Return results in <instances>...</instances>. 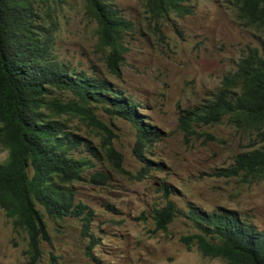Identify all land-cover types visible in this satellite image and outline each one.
<instances>
[{
    "label": "rangeland",
    "instance_id": "374dc122",
    "mask_svg": "<svg viewBox=\"0 0 264 264\" xmlns=\"http://www.w3.org/2000/svg\"><path fill=\"white\" fill-rule=\"evenodd\" d=\"M109 1L133 26L124 31L119 77L108 69L110 49L101 44L86 0H37V5L48 10L43 17L56 58L71 69L108 79L140 106L141 121L159 139L142 150L146 163L134 154L132 123L102 107L93 112L110 133L83 115L55 118L79 138L82 147L74 156L90 161L73 191L75 203L92 213L86 227L81 217L52 220L44 214L51 245L41 244L37 264H228L181 242L196 233L185 217H176L165 232L156 230L152 210L168 201L183 211L223 208L264 230V177L214 176L251 149V136L227 117L194 127L192 135L179 127L180 118L213 99L249 48L261 49L264 30L240 23L232 0H184L180 11L168 14H158L148 0ZM52 97L65 103L71 94L54 90ZM7 156L0 145V162ZM27 248L26 233L15 229L0 208V264H26Z\"/></svg>",
    "mask_w": 264,
    "mask_h": 264
},
{
    "label": "trees",
    "instance_id": "16d2710c",
    "mask_svg": "<svg viewBox=\"0 0 264 264\" xmlns=\"http://www.w3.org/2000/svg\"><path fill=\"white\" fill-rule=\"evenodd\" d=\"M183 1L148 0L158 14L180 11ZM232 1L240 23L264 30V0ZM86 2L98 22L101 44L110 49L108 69L119 77L124 31L133 26L109 0ZM44 13L48 10L38 6L37 0H0V145L8 150L6 160L0 162V208L13 227L27 235L26 264H37L43 242L51 245L44 214L52 220L81 217L86 227L92 213L86 205L75 203L73 191V183L90 161L74 156L82 144L68 132L65 122L55 118L79 114L107 130L93 112L102 107L132 123L136 129L134 154L140 159L146 145L159 139L158 133L141 121L140 106L108 79L71 69L56 58ZM54 90L68 92L71 99L62 103L52 97ZM225 117L242 134L251 136V149L238 153L231 166L217 169L214 176L263 178L264 44L261 49L249 48L213 99L180 118L179 127L185 135H192L194 127L213 126ZM107 151L120 161L112 148ZM167 188L164 184L165 192ZM178 216L196 229L181 238L188 248L195 246L203 256L228 264H264V230L236 211L218 208L203 212L191 206L183 211L170 201L152 210L155 229L162 232ZM52 260L55 263L54 257Z\"/></svg>",
    "mask_w": 264,
    "mask_h": 264
}]
</instances>
